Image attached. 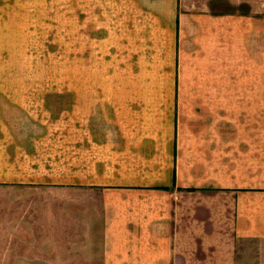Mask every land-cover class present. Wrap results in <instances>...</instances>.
Segmentation results:
<instances>
[{
  "label": "crops",
  "instance_id": "obj_1",
  "mask_svg": "<svg viewBox=\"0 0 264 264\" xmlns=\"http://www.w3.org/2000/svg\"><path fill=\"white\" fill-rule=\"evenodd\" d=\"M25 1L0 0L3 25L27 18ZM62 1L97 48L157 70L146 88L83 90L49 128V150L31 146L37 187L65 195L55 202L65 233L44 248L65 249L63 264H264V133L236 136L229 124L220 133L205 104L264 97L261 0ZM17 118L0 155L19 179L4 182H26V118Z\"/></svg>",
  "mask_w": 264,
  "mask_h": 264
},
{
  "label": "rangeland",
  "instance_id": "obj_2",
  "mask_svg": "<svg viewBox=\"0 0 264 264\" xmlns=\"http://www.w3.org/2000/svg\"><path fill=\"white\" fill-rule=\"evenodd\" d=\"M25 2L26 19H9L8 26L2 23L7 19L0 18V152L7 148L4 141L9 133L18 137L20 114L26 118L23 126L30 151L26 171L21 170L27 175L23 183L4 182L18 180L20 169L2 165L0 155V264H63L67 251L60 246L45 249L47 243L41 241L65 233L66 225L60 228L56 221L65 218L66 212L62 215L55 208V202L65 195L53 196L45 187L41 193L37 187L41 184L34 181L36 162L31 146L43 143L38 150H49V128L67 121L68 106L72 101L81 104L83 90L87 96L132 84L146 88L148 74L157 68L128 50L97 48L98 36L84 34L81 18L63 15L65 1ZM255 6L263 15L264 0ZM205 104L212 109L209 122H217L220 133L226 124L240 137L264 133V97H220ZM3 123L11 126L4 129ZM3 171L11 177L2 178ZM40 223L42 230L38 231L34 225Z\"/></svg>",
  "mask_w": 264,
  "mask_h": 264
}]
</instances>
